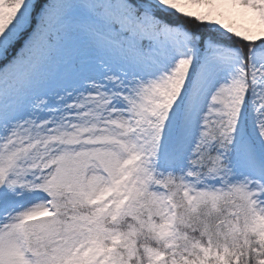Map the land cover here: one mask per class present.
<instances>
[{
    "label": "snow or ice",
    "instance_id": "6c2138e0",
    "mask_svg": "<svg viewBox=\"0 0 264 264\" xmlns=\"http://www.w3.org/2000/svg\"><path fill=\"white\" fill-rule=\"evenodd\" d=\"M0 264H264V0H0Z\"/></svg>",
    "mask_w": 264,
    "mask_h": 264
}]
</instances>
